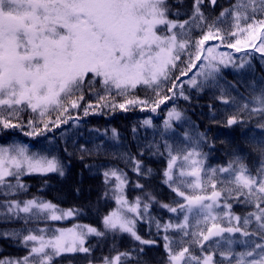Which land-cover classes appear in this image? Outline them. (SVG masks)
<instances>
[{
  "label": "snow or ice",
  "instance_id": "6c2138e0",
  "mask_svg": "<svg viewBox=\"0 0 264 264\" xmlns=\"http://www.w3.org/2000/svg\"><path fill=\"white\" fill-rule=\"evenodd\" d=\"M217 5L218 0H0V134L20 132L46 145L39 151L16 141L0 145V224L20 225L0 228V252L5 246L24 250L22 256L0 255V264H60L67 255L80 256L84 264H142L152 246L163 248L164 264H264V89L252 97L251 108L245 103L224 122L231 128L244 123L245 115L256 118L261 136L251 138L259 149L254 166L239 152L224 165H210L204 148L214 145L204 132L195 138L184 133L190 148L167 139L162 147L148 145L153 156L166 153L159 175L173 194L168 201L149 187L155 172L143 160L144 151L118 152L103 142L94 150L70 149L55 135L57 129L66 135L62 125L79 127L81 111L83 117L137 109L156 113L169 101L191 103L185 84L198 91L216 85L229 66L239 71L250 65L249 48L264 60V0H232L214 16ZM228 18L231 24L222 27ZM220 47L243 51L246 58L237 63L227 51H217ZM217 99L230 103L223 95ZM167 116L165 132L174 130L173 121H181L183 113L173 106ZM212 123H219L215 116ZM141 125L152 127V119ZM94 131L120 143L115 128L110 135ZM93 156L125 165L84 163L89 173L102 176V199L115 207L96 226L40 227L74 219L83 210L63 209L37 195L26 198L30 185L24 177H64L73 159ZM130 183L140 190L133 200L126 194ZM153 206L175 214V220L162 222ZM91 237L97 243L110 239L109 253L95 257ZM124 239L128 247L120 250Z\"/></svg>",
  "mask_w": 264,
  "mask_h": 264
},
{
  "label": "trees",
  "instance_id": "16d2710c",
  "mask_svg": "<svg viewBox=\"0 0 264 264\" xmlns=\"http://www.w3.org/2000/svg\"><path fill=\"white\" fill-rule=\"evenodd\" d=\"M169 3L175 4L176 0H169ZM232 0H218V5L215 8L214 16L218 15L221 8L228 7ZM231 18L222 22V27L227 28L231 24ZM218 43V42H216ZM251 53L250 65L246 64L245 68L237 71L231 66L224 69L219 81L212 87H206L203 91H198L185 84V89L192 96L191 103L184 100H177L175 103L169 101L166 105H161L156 113L141 112L139 109L129 111L127 113L117 111L115 114L108 115H89L83 117V112H80L82 117L79 127H69V125H62V129L66 135L61 137V129L55 132L56 139L60 142L61 147L65 141L69 142V148L72 149L75 145H84L88 149L94 150L97 143H105L111 150L118 152H130L133 155H138L140 151L146 154L143 157L146 165L154 169L155 175L149 183V187L153 189L159 199L168 201L172 197L170 190L160 182V172L166 165L165 156H153L148 152V145L155 143L164 144V140L174 147L190 148L191 140L184 138V133H188L189 137L195 138L197 133L204 132L208 136L210 143L214 145L211 149L205 147L204 151L209 153L208 163L212 166L224 165L234 158L236 153L244 155L249 165L254 166L259 149L252 143V136L257 138L261 136L260 130L257 128L256 118L249 120L247 115L244 116V123L238 124L231 128L224 127L226 118L230 115H238L243 111V105L249 104L252 107V97L261 89H264V60L261 59L260 54L255 51ZM246 58V57H245ZM240 62V61H239ZM237 62V63H239ZM195 71V69H193ZM191 75V73H190ZM144 96L145 93H139ZM150 95V93H149ZM218 95H223L229 99V104H223L218 99ZM91 97L86 96V100ZM183 113L181 121H173V129L164 131V120L168 118L167 113L172 107ZM210 106H212L210 108ZM214 109V111H213ZM31 115L25 114V119ZM55 115V113H53ZM215 116L219 123H212V117ZM145 118H151L153 122L152 127L142 126L141 122ZM71 123V122H70ZM115 128L120 134V143L116 144L107 137H101L94 129H100L101 132L107 130L111 134V130ZM136 128L133 133L132 129ZM49 135H53L50 133ZM16 141L27 144L31 142V151H39L46 145L41 138H30L23 136L20 132H5L0 134V145H7L8 143ZM63 154V153H61ZM91 163L96 165L102 164H118L119 167L124 168L125 165L119 160H113L109 157H86L84 162L79 159H73L71 165L64 177L55 174H50L47 177L42 176H25L24 180L30 185L29 195L26 198H31L32 195L41 196L45 200H50L63 209L71 207H78L82 209L80 216L69 220L63 224H71L74 222L80 224H89L96 226L99 224L100 217L106 211L115 207L113 201H105L102 199V193L105 188L103 185V178L100 174L89 173L84 167V163ZM102 171V169H101ZM128 175L132 183L135 182L136 176L127 169ZM44 181H47V186H44ZM44 187L41 192L40 189ZM79 188V194L75 189ZM138 189L132 187L130 183L126 189V194L130 200H133L138 194ZM237 211H241L239 206H236ZM152 214L161 219L162 222H168L169 218L175 220V214L169 213L159 206H153ZM56 223L47 222V225H54ZM62 224V223H60ZM45 227L44 223L39 225ZM19 228V224H0V228ZM141 235L148 238L147 226L141 224L138 226ZM153 235L155 228L152 229ZM227 236V235H226ZM236 237H233L235 239ZM91 243L96 245L93 255L97 258L109 253L111 240L97 243L96 237L90 238ZM120 250L128 247V240L124 239L119 243ZM237 250H240L239 245H234ZM23 249H18L11 246H5L0 255L4 256H22ZM84 264L80 256L73 257L67 255L60 258V264ZM142 264H164V251L162 247H146Z\"/></svg>",
  "mask_w": 264,
  "mask_h": 264
},
{
  "label": "rangeland",
  "instance_id": "374dc122",
  "mask_svg": "<svg viewBox=\"0 0 264 264\" xmlns=\"http://www.w3.org/2000/svg\"><path fill=\"white\" fill-rule=\"evenodd\" d=\"M217 51H227L228 53H230L233 58L236 60V62H239L242 58H245V52H236L234 49H231V48H223V47H220L217 49ZM251 51H254L253 49L249 48L247 49V52H251ZM171 133V130L169 131V134ZM191 179V178H189ZM55 223H60V222H63L62 220L61 221H54ZM77 222H74V223H71V224H67V225H61V224H56L53 226H50L52 228H56V227H62V228H68V227H72L74 224H76ZM49 226V225H48Z\"/></svg>",
  "mask_w": 264,
  "mask_h": 264
}]
</instances>
